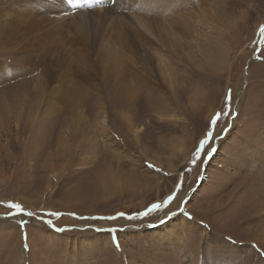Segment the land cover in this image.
Returning <instances> with one entry per match:
<instances>
[{
    "label": "rangeland",
    "instance_id": "rangeland-1",
    "mask_svg": "<svg viewBox=\"0 0 264 264\" xmlns=\"http://www.w3.org/2000/svg\"><path fill=\"white\" fill-rule=\"evenodd\" d=\"M261 25L264 0H0V264H264Z\"/></svg>",
    "mask_w": 264,
    "mask_h": 264
},
{
    "label": "snow or ice",
    "instance_id": "snow-or-ice-1",
    "mask_svg": "<svg viewBox=\"0 0 264 264\" xmlns=\"http://www.w3.org/2000/svg\"><path fill=\"white\" fill-rule=\"evenodd\" d=\"M260 33H261V35H264V25L260 26ZM229 99H230V96H229ZM218 119H219V114H217L216 117H213L212 124L214 125L217 122ZM212 136H213V133L210 131V132H208L206 134L204 140H202L200 142V147L197 148V150H196L197 158H200L201 150L204 148V146L206 144L209 143V140L212 138ZM214 151H215V149L212 150V152H214ZM209 155H211V153H209ZM147 167L154 168V165L148 164ZM157 171H159V170H157ZM180 187H181L180 185H177V189H179ZM176 198H177V193L174 192L172 195H169L163 201L162 204H152L150 209H149V211H154V210H159V209H162V208H166V207L170 206L171 203L176 200ZM10 207L16 208L18 210L21 209L20 204H12V205H10ZM180 211L183 212V208H181ZM172 214L175 215V213H172ZM28 215H32V213H28ZM56 215H58V213ZM161 222H164V221L162 220Z\"/></svg>",
    "mask_w": 264,
    "mask_h": 264
},
{
    "label": "bare ground",
    "instance_id": "bare-ground-1",
    "mask_svg": "<svg viewBox=\"0 0 264 264\" xmlns=\"http://www.w3.org/2000/svg\"><path fill=\"white\" fill-rule=\"evenodd\" d=\"M155 3V2H154Z\"/></svg>",
    "mask_w": 264,
    "mask_h": 264
}]
</instances>
